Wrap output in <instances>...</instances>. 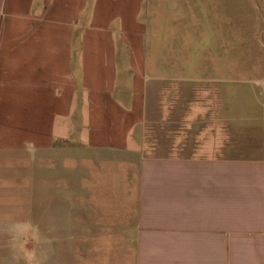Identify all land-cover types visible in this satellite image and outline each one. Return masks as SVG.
Masks as SVG:
<instances>
[{"label": "crops", "instance_id": "1", "mask_svg": "<svg viewBox=\"0 0 264 264\" xmlns=\"http://www.w3.org/2000/svg\"><path fill=\"white\" fill-rule=\"evenodd\" d=\"M10 229L71 264H264V0H0Z\"/></svg>", "mask_w": 264, "mask_h": 264}, {"label": "rangeland", "instance_id": "2", "mask_svg": "<svg viewBox=\"0 0 264 264\" xmlns=\"http://www.w3.org/2000/svg\"><path fill=\"white\" fill-rule=\"evenodd\" d=\"M182 126V119H172L169 124L160 119L149 124L145 138L169 145V127ZM167 152L162 150L160 154ZM41 241L37 229L0 230V264H71L70 246L43 245Z\"/></svg>", "mask_w": 264, "mask_h": 264}]
</instances>
